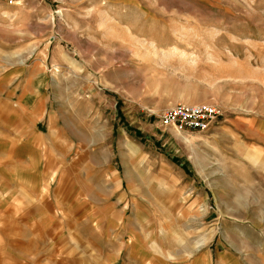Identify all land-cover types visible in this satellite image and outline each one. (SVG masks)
<instances>
[{"label":"rangeland","instance_id":"374dc122","mask_svg":"<svg viewBox=\"0 0 264 264\" xmlns=\"http://www.w3.org/2000/svg\"><path fill=\"white\" fill-rule=\"evenodd\" d=\"M0 58L52 121L47 237L1 264H264V0H0ZM177 102L219 115L179 134Z\"/></svg>","mask_w":264,"mask_h":264},{"label":"crops","instance_id":"0c3cea01","mask_svg":"<svg viewBox=\"0 0 264 264\" xmlns=\"http://www.w3.org/2000/svg\"><path fill=\"white\" fill-rule=\"evenodd\" d=\"M4 64L5 60L0 58V212L15 202H25L23 199L30 206L28 215H0V238L27 239L31 247L38 234L47 237L44 229L52 222V217L38 214L40 210L31 202L39 186L46 185L50 172L45 159L46 147L52 144L50 100L37 87L36 78L30 76L21 86L16 80L19 67L7 73ZM53 176L52 173L50 179ZM3 260L5 255L0 258V264Z\"/></svg>","mask_w":264,"mask_h":264},{"label":"built area","instance_id":"2783aa9c","mask_svg":"<svg viewBox=\"0 0 264 264\" xmlns=\"http://www.w3.org/2000/svg\"><path fill=\"white\" fill-rule=\"evenodd\" d=\"M8 5H16L18 0H3ZM219 115L218 108L209 103L186 104L177 102L160 116L163 126L183 134L208 130Z\"/></svg>","mask_w":264,"mask_h":264},{"label":"bare ground","instance_id":"6f19581e","mask_svg":"<svg viewBox=\"0 0 264 264\" xmlns=\"http://www.w3.org/2000/svg\"><path fill=\"white\" fill-rule=\"evenodd\" d=\"M184 141H185V142L187 141L188 143L190 142V140H188V139H187V138H185V137H184Z\"/></svg>","mask_w":264,"mask_h":264}]
</instances>
